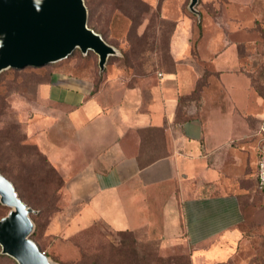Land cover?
Instances as JSON below:
<instances>
[{"label": "crops", "instance_id": "1", "mask_svg": "<svg viewBox=\"0 0 264 264\" xmlns=\"http://www.w3.org/2000/svg\"><path fill=\"white\" fill-rule=\"evenodd\" d=\"M194 36L176 30L171 69L136 84L106 76L96 85L69 73L42 83L47 104L54 86L62 95L42 120L40 140L67 178L79 225L105 217L116 231L151 227L188 242L196 263H228L241 212L238 195L223 188L218 161L247 133L246 115L264 118V101L235 41L204 33L193 43ZM207 69L199 99L184 100Z\"/></svg>", "mask_w": 264, "mask_h": 264}, {"label": "rangeland", "instance_id": "2", "mask_svg": "<svg viewBox=\"0 0 264 264\" xmlns=\"http://www.w3.org/2000/svg\"><path fill=\"white\" fill-rule=\"evenodd\" d=\"M84 1L88 25L118 51L108 58L105 70H100L94 51L84 54L77 48L41 67L0 72V171L34 209L31 237L55 264H264V188L258 184L256 165L264 153V118L246 115L247 133L231 141L230 151L218 161L226 181L223 188L238 195L241 212L240 237L228 263H196L188 242L173 241L169 233L151 227L120 232L105 217L79 225L80 207L70 199L67 178L49 167L40 140L42 120L53 106L59 107L62 95L54 86L47 104L42 83L58 81L62 73L85 75L96 85L106 76L127 85L157 76L172 67L170 44L176 30H192L193 43L204 33L225 34L235 41L242 69L264 101V0H199L200 15L189 9L191 0ZM210 74L207 69L205 84ZM10 209L0 201V218ZM0 264L19 263L2 254L0 245Z\"/></svg>", "mask_w": 264, "mask_h": 264}, {"label": "water", "instance_id": "3", "mask_svg": "<svg viewBox=\"0 0 264 264\" xmlns=\"http://www.w3.org/2000/svg\"><path fill=\"white\" fill-rule=\"evenodd\" d=\"M199 0L189 9L198 15ZM79 48L98 55L100 70L118 54L100 33L88 25L84 0H0V72L7 68L41 67L70 56ZM0 201L10 211L0 218L2 254L19 264H55L31 237V208L14 183L0 171Z\"/></svg>", "mask_w": 264, "mask_h": 264}, {"label": "trees", "instance_id": "4", "mask_svg": "<svg viewBox=\"0 0 264 264\" xmlns=\"http://www.w3.org/2000/svg\"><path fill=\"white\" fill-rule=\"evenodd\" d=\"M90 27L92 28V29H94L96 32H98V33H100V31H98V30H96L92 25H90ZM206 74V73H205ZM205 74L203 75V77L199 80V82H198V85H197V87H196V89L193 91V93L190 95V96H188V97H183V99L185 100V99H188V98H191V99H195V100H198L199 99V97H200V94H201V88H202V85H204L205 84V82H203V78L205 77ZM100 82V81H99ZM182 99V100H183ZM180 108H181V106H180ZM46 159H47V161H48V164H49V167H51L52 169H53V171H55L56 170V168H55V166L51 163V161L46 157ZM55 169V170H54ZM2 172V171H1ZM3 173V172H2ZM4 174V173H3ZM5 175V174H4ZM6 176V175H5ZM7 177V176H6ZM257 179H258V175H257ZM258 184H259V180H258ZM260 186V185H259ZM17 190V189H16ZM19 194V196L23 199V200H25V201H27L26 200V198H24V196H22L21 195V193H18ZM125 231H129V230H125ZM120 232H123V231H120ZM38 244V243H37ZM39 245V244H38ZM40 247V246H39ZM40 249L41 250H43L41 247H40ZM44 251V250H43ZM86 264V263H85ZM90 264H97L96 262L94 263V262H92V263H90Z\"/></svg>", "mask_w": 264, "mask_h": 264}, {"label": "built area", "instance_id": "5", "mask_svg": "<svg viewBox=\"0 0 264 264\" xmlns=\"http://www.w3.org/2000/svg\"><path fill=\"white\" fill-rule=\"evenodd\" d=\"M258 180L261 188H264V153L258 159Z\"/></svg>", "mask_w": 264, "mask_h": 264}]
</instances>
